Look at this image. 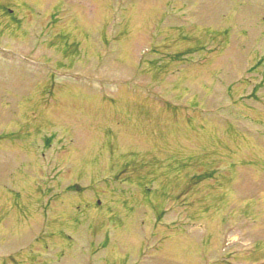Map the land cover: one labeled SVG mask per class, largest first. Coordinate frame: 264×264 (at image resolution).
Instances as JSON below:
<instances>
[{"label":"rangeland","instance_id":"obj_1","mask_svg":"<svg viewBox=\"0 0 264 264\" xmlns=\"http://www.w3.org/2000/svg\"><path fill=\"white\" fill-rule=\"evenodd\" d=\"M204 262L264 264V0H0V264Z\"/></svg>","mask_w":264,"mask_h":264}]
</instances>
